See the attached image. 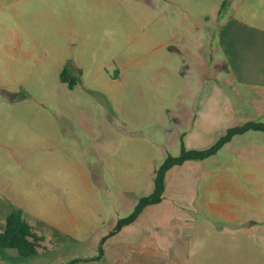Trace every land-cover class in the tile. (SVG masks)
<instances>
[{
	"label": "rangeland",
	"instance_id": "rangeland-1",
	"mask_svg": "<svg viewBox=\"0 0 264 264\" xmlns=\"http://www.w3.org/2000/svg\"><path fill=\"white\" fill-rule=\"evenodd\" d=\"M0 2V230L20 208L43 236L27 256L1 248L0 264H67L97 252L100 235L150 192L154 167L179 154L180 90L205 72L232 92L216 68L217 31L235 0H88L80 14L72 0H46V16L41 0ZM65 66L71 87L59 77ZM190 174L179 171L165 201H211L236 214L209 211L210 256L204 246L196 255L219 264L217 237L230 245L238 235L243 263L262 262L264 141H231Z\"/></svg>",
	"mask_w": 264,
	"mask_h": 264
},
{
	"label": "crops",
	"instance_id": "crops-1",
	"mask_svg": "<svg viewBox=\"0 0 264 264\" xmlns=\"http://www.w3.org/2000/svg\"><path fill=\"white\" fill-rule=\"evenodd\" d=\"M41 1L39 12L46 16L43 8L46 0ZM72 1L79 3L80 14L83 12V4L88 0ZM3 18L0 13V29L8 28ZM218 26L220 67L216 68L220 72V80L231 85L232 92L241 103L251 104L254 113L248 116V111H239L232 102V92L218 81L215 77L217 75L202 72L189 81L187 89L180 90L176 99L175 106L182 105L179 108L181 116L187 122L180 136L186 148H206L228 127L264 115V0H235L232 12ZM183 92L186 97L184 102ZM135 95L140 98L138 92ZM241 113L248 115L238 119ZM251 130L254 129L234 135L225 144L231 141H264V130H260L262 133ZM204 159L188 158L170 166L165 173L160 201L145 205L133 220L116 231L110 232L112 226L110 231L102 233L97 252L76 256V260L72 259L67 264H207L200 257L201 254H196L204 246V257L210 256L212 246L207 244L211 242V237L207 238L206 233L210 229L209 211L217 209L229 219L236 218V214L226 211L221 205L214 206L211 201L185 204L164 200L168 194H174L173 180L179 171H184L188 181H191L190 178L194 176L190 173H194ZM139 196L131 201L130 211ZM238 225H241L240 220ZM217 238L221 244L219 264H244L241 260L244 255L241 236L235 235L230 245L221 239H226V236ZM228 246L234 250L228 253ZM259 256L258 252L252 253L254 258ZM256 264H264V252L262 262L257 261Z\"/></svg>",
	"mask_w": 264,
	"mask_h": 264
},
{
	"label": "trees",
	"instance_id": "trees-1",
	"mask_svg": "<svg viewBox=\"0 0 264 264\" xmlns=\"http://www.w3.org/2000/svg\"><path fill=\"white\" fill-rule=\"evenodd\" d=\"M67 67L60 70L59 77L61 81L66 82L69 87L76 83L75 76L67 71ZM249 129L264 130V115L260 120L249 119L242 123L228 127L211 145L202 149L186 148L181 143L179 154H167L162 162L156 165L153 169V187L147 194H142L137 198V201L132 211L126 216L118 218L113 231L119 229L123 224L133 220L142 208L149 204L158 202L162 198L164 190V178L167 169L174 165L183 162L185 159H204L215 154L218 149L229 142L236 134ZM43 239L41 234H38L33 225L29 223L22 215L20 208L9 210L4 216V223L0 230V249L15 248L22 256H27L37 252L40 241ZM1 252V251H0Z\"/></svg>",
	"mask_w": 264,
	"mask_h": 264
}]
</instances>
